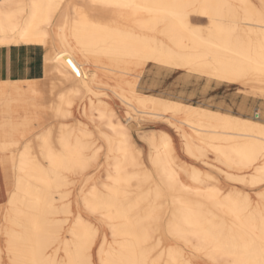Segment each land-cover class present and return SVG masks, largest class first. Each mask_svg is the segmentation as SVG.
Here are the masks:
<instances>
[{"label":"bare ground","instance_id":"1","mask_svg":"<svg viewBox=\"0 0 264 264\" xmlns=\"http://www.w3.org/2000/svg\"><path fill=\"white\" fill-rule=\"evenodd\" d=\"M81 1L70 16L63 0H0V48L46 49L40 80L0 79V264H264V189L237 186L264 184V122L137 90L157 64L264 94L261 9L203 0L195 20L197 0ZM153 104L207 169L128 109Z\"/></svg>","mask_w":264,"mask_h":264},{"label":"rangeland","instance_id":"2","mask_svg":"<svg viewBox=\"0 0 264 264\" xmlns=\"http://www.w3.org/2000/svg\"><path fill=\"white\" fill-rule=\"evenodd\" d=\"M202 1L203 0H197V2L193 5V7L189 8V11L193 10L192 18L195 20H197L198 18V13L196 12V10H198L203 5ZM227 1L230 2L229 4L231 5H237L234 2V0H227ZM252 1L253 3H255L256 6H258L261 9V14L264 15V0H252ZM175 2H177V0H172L171 3L173 5H176ZM81 3H82L81 0H63L62 9L67 10L68 14L70 16H73V12L71 10L72 6L76 4L81 5ZM203 24L205 25V23ZM162 31L163 29L161 28L155 31L154 35L156 38H158L162 42L168 43V40L162 34ZM60 55L61 53L57 52L56 58L58 59V56ZM142 78L140 79L138 88H137L139 93L153 96L158 101H163V100L179 101L186 105H190L192 107L193 106L201 107L202 105L206 107L205 104L207 103H203L202 98H199L201 97V94L203 92L206 93L207 91H209V89L215 86V84H223L225 85L224 86L225 89H230V92L232 93V103L238 105L239 103L243 101L247 104L248 113L244 115L245 118L243 119L247 118L248 120L264 122V94L261 89V85L259 84H252L250 87H243L237 84H228L224 82H219L218 80L200 71H189L186 69L179 70V69H174V68H170V67L163 66V65H157V64H149L148 67L145 69L144 74L142 75ZM124 89L127 92L126 85H124ZM83 90H84V96L85 97L89 96L92 92L91 84H89V82H86L85 84H83ZM103 93H106V92H102V96H100L102 97L101 99L105 98ZM131 104L135 105L134 102H132ZM217 108H218L217 106H214V109H217ZM128 109L129 111H132L134 118L136 117L137 120L139 119L147 120L146 122H144V125H145L144 129L147 132L149 130H154V129L159 131L161 128L160 131L171 133L174 136L175 142L177 144L179 155L183 160L187 161L188 163L196 164L203 169L208 168L205 165L198 163L195 160L189 158L185 154V152L183 151V148L181 147V142H180L181 140L179 139L177 134L174 133V130L171 129L164 122V118L162 116L156 117L154 115L155 113L157 114L162 113L161 110H159L155 104H153L151 107L150 105L148 107H137V111L134 107H131V106H128ZM205 109H208V108H205ZM208 110H211V109H208ZM120 111H121V108L119 109V112ZM138 111H142V112H138ZM211 111H214V110H211ZM11 112L13 111L11 110ZM231 113H233L234 115H239L238 114L239 111L237 108L231 110ZM224 114H227V113H224ZM139 137H140L139 135L136 136L137 139H139ZM147 137L148 135H146V138ZM207 155H208L206 158L207 161H209L211 164H214L217 166L219 165L217 161H215L216 156L211 151L208 152ZM147 158L149 159V157L148 156L146 157V161L149 164L150 160H148ZM212 170L214 171L215 174L216 173L218 174V177L220 176L219 177V180L221 182L220 184H223V186L225 187V190H227L229 186L237 185L229 181L227 178H225L223 174L218 173L214 169ZM0 176L1 177L3 176V179L0 181V184H2L5 190V193H3V201H6L8 198L6 191L10 189V187L12 186V183L11 185L8 184L7 176L9 175L7 176L4 175L3 172H1V168H0ZM11 181L13 182V180ZM237 186H239V188L241 189L250 191L253 197H256L254 191L264 189V184H262L259 188L254 189V190L253 189L251 190V188L244 187L242 185H237Z\"/></svg>","mask_w":264,"mask_h":264},{"label":"crops","instance_id":"3","mask_svg":"<svg viewBox=\"0 0 264 264\" xmlns=\"http://www.w3.org/2000/svg\"><path fill=\"white\" fill-rule=\"evenodd\" d=\"M45 51L46 49L44 47L39 48L37 46H13L9 48L1 47L0 79L4 81H16L18 79H23L27 76L26 78L40 80L42 78L41 64H43V57ZM224 86L225 85L223 84H215V86L211 87L206 93L200 92L202 94L199 98H202V102L207 104H205L206 107L202 105L198 108L204 107L214 111H219L232 115L234 114L231 113V110L237 108L239 111V115L235 116L245 118L244 115L248 113L247 104L243 101L238 105L232 103V93L230 92V89H225ZM214 106H217L218 108L214 109ZM2 179L3 176H0V181ZM3 193H5V190L2 184H0V201H2Z\"/></svg>","mask_w":264,"mask_h":264}]
</instances>
